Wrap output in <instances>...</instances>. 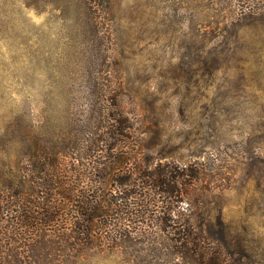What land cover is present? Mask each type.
<instances>
[{
  "label": "rangeland",
  "instance_id": "rangeland-1",
  "mask_svg": "<svg viewBox=\"0 0 264 264\" xmlns=\"http://www.w3.org/2000/svg\"><path fill=\"white\" fill-rule=\"evenodd\" d=\"M118 108L145 161L199 171L191 217L264 264V0H0V169L38 144L78 156ZM141 239L64 264H154Z\"/></svg>",
  "mask_w": 264,
  "mask_h": 264
},
{
  "label": "trees",
  "instance_id": "trees-1",
  "mask_svg": "<svg viewBox=\"0 0 264 264\" xmlns=\"http://www.w3.org/2000/svg\"><path fill=\"white\" fill-rule=\"evenodd\" d=\"M107 113L78 156L38 144L33 157L3 162L0 264H64L104 240L142 237L152 243L145 249L154 264H260L229 223L194 220L195 207L182 204L199 177L192 163L145 161L129 114Z\"/></svg>",
  "mask_w": 264,
  "mask_h": 264
}]
</instances>
